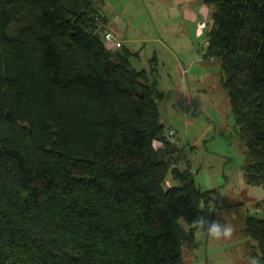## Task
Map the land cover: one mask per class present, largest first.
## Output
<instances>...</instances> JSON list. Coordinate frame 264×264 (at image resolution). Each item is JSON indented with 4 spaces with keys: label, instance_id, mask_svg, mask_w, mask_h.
<instances>
[{
    "label": "trees",
    "instance_id": "obj_1",
    "mask_svg": "<svg viewBox=\"0 0 264 264\" xmlns=\"http://www.w3.org/2000/svg\"><path fill=\"white\" fill-rule=\"evenodd\" d=\"M102 4L0 0V264H184L197 247L189 224L216 190L166 140L157 56L136 70L109 49ZM201 6L203 60L221 62L246 183L264 188V0ZM245 223L264 264V217Z\"/></svg>",
    "mask_w": 264,
    "mask_h": 264
},
{
    "label": "rangeland",
    "instance_id": "obj_2",
    "mask_svg": "<svg viewBox=\"0 0 264 264\" xmlns=\"http://www.w3.org/2000/svg\"><path fill=\"white\" fill-rule=\"evenodd\" d=\"M102 1L101 10L108 17L104 34L114 32L113 27L123 33L119 40L133 54L134 69L150 70L154 56L161 58L158 88L164 98L159 109L165 137L173 133L170 143L185 149L196 184L206 192L216 190L208 194L201 216L209 226L218 220L234 228L232 238L221 241L209 240L197 230V247L193 252L184 249V264H249L254 242L244 233L245 221L248 216L264 217L257 209L264 188L246 183L247 146L222 84L221 62L203 60L211 28L209 10L205 7L208 15L193 24L185 19V10L199 11L202 0ZM179 64L187 70L192 67L185 83L176 68ZM185 155L177 165L180 170L188 167ZM173 186L170 175L166 187Z\"/></svg>",
    "mask_w": 264,
    "mask_h": 264
},
{
    "label": "clouds",
    "instance_id": "obj_3",
    "mask_svg": "<svg viewBox=\"0 0 264 264\" xmlns=\"http://www.w3.org/2000/svg\"><path fill=\"white\" fill-rule=\"evenodd\" d=\"M189 226L197 229L201 235L213 241L228 240L231 239L234 234V228L231 224L212 220L209 226V220L203 216H198ZM249 264H261V261L256 257H250Z\"/></svg>",
    "mask_w": 264,
    "mask_h": 264
},
{
    "label": "crops",
    "instance_id": "obj_4",
    "mask_svg": "<svg viewBox=\"0 0 264 264\" xmlns=\"http://www.w3.org/2000/svg\"><path fill=\"white\" fill-rule=\"evenodd\" d=\"M204 9H205V8H204L203 6H200L199 11H192V10L186 9V10H185V15H184V17H185V19H188L191 23L195 24V23L198 22V19L201 18V16H202V17H205V16H204V13H207V12H205ZM197 12L199 13V15H198ZM208 12H209V11H208ZM206 15H207V14H206ZM112 29L114 30V33H115L116 35L122 37L123 33H122V34H121V33H118V31L116 30L115 27H113ZM122 45H123V47H124L123 42H122ZM165 47H166L167 50H170V48H169L168 45H165ZM157 59H158V62L161 63V58H160V56L157 55ZM181 64H183V63H181ZM181 64L177 65L176 68H177L178 71L180 72L181 79H182V83H185V81H186L187 78H188L187 76H188V74H189V72H190V69H191L192 67H190V68L187 70V69H185V66L183 67ZM183 65H184V64H183ZM185 76H186L187 78H186ZM184 78H186V79H184ZM161 79H162V77H161Z\"/></svg>",
    "mask_w": 264,
    "mask_h": 264
},
{
    "label": "built area",
    "instance_id": "obj_5",
    "mask_svg": "<svg viewBox=\"0 0 264 264\" xmlns=\"http://www.w3.org/2000/svg\"><path fill=\"white\" fill-rule=\"evenodd\" d=\"M104 42L109 49H119L123 46L122 41L119 40V36L116 35L114 32H108L104 34ZM208 44L209 42L205 40V45H208ZM172 134L173 133H171V135L166 138L168 142H173ZM159 144L162 145V142H159ZM177 146H180V145H177Z\"/></svg>",
    "mask_w": 264,
    "mask_h": 264
}]
</instances>
